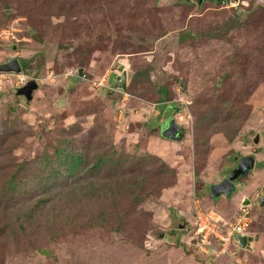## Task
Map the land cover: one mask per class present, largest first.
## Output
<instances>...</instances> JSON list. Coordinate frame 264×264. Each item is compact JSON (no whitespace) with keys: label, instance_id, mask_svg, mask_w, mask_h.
<instances>
[{"label":"rangeland","instance_id":"374dc122","mask_svg":"<svg viewBox=\"0 0 264 264\" xmlns=\"http://www.w3.org/2000/svg\"><path fill=\"white\" fill-rule=\"evenodd\" d=\"M10 58L26 64L0 71V264H264V0H0V64ZM123 69L125 92L113 88ZM31 79L27 100L17 89ZM171 114L180 139L159 132ZM63 138L90 161L112 154L119 173L97 180L112 198L100 183L103 199L58 201L56 222L27 218L35 191L11 203L4 186ZM244 156L252 169L213 199ZM193 198L227 220L248 208L246 246L192 244Z\"/></svg>","mask_w":264,"mask_h":264},{"label":"trees","instance_id":"16d2710c","mask_svg":"<svg viewBox=\"0 0 264 264\" xmlns=\"http://www.w3.org/2000/svg\"><path fill=\"white\" fill-rule=\"evenodd\" d=\"M181 36L182 40L190 36V34ZM18 61L22 69L26 61ZM158 90L162 96L167 92L164 87H159ZM62 140L66 141L64 138ZM69 141L67 140L64 146L55 147L53 153L45 158V163L40 164V169L33 171V174L26 177L28 179H19L15 176L16 173H13L4 186L3 195L11 203L18 200L24 202L25 198L29 199V193L35 191V196L25 201L26 208L24 209V214L27 218H32L38 212L42 213L41 216H45L46 218L51 217L55 214L54 207L58 201L59 204L61 203L62 208H66L72 202L77 207L79 202L85 203L89 200H98L102 195H99V184L101 182L99 181L100 183H98L97 180L101 178L104 172L106 174L109 173V167L113 169V173H119L118 166L116 165V168L113 167L118 162H115L116 160L112 158V154H99L94 160L90 161L86 158L83 153L84 151L74 148L76 143L73 139ZM104 166H106L105 171L103 170ZM23 167L24 163L20 162L15 170H21ZM103 183H101L102 186H106L112 198V186L109 179ZM49 212H51L50 215L48 214ZM234 215L231 219H233ZM52 217L56 222V215ZM234 248L242 249L241 247ZM229 251L232 255L237 254L233 247Z\"/></svg>","mask_w":264,"mask_h":264},{"label":"built area","instance_id":"2783aa9c","mask_svg":"<svg viewBox=\"0 0 264 264\" xmlns=\"http://www.w3.org/2000/svg\"><path fill=\"white\" fill-rule=\"evenodd\" d=\"M3 76V74H0ZM22 83L26 81V76L21 75ZM96 87L104 86L103 79L95 80ZM192 218L195 225L191 226L189 233L192 234L191 242L198 246L199 250L208 254H230V247H239L236 235L246 233L248 224L250 223V215L248 208L241 207L234 215L233 219L227 220L214 211H208L201 205L198 198L192 200ZM195 242V243H194ZM238 262L240 260L236 259Z\"/></svg>","mask_w":264,"mask_h":264},{"label":"water","instance_id":"95a60500","mask_svg":"<svg viewBox=\"0 0 264 264\" xmlns=\"http://www.w3.org/2000/svg\"><path fill=\"white\" fill-rule=\"evenodd\" d=\"M197 2H201L202 0H196ZM224 2H230V1H237V0H223ZM21 66L16 58H10L6 62H3L0 64V71L2 72H9L14 74L21 73ZM82 73V69L79 68L78 75ZM37 84L35 80L31 79L25 82L21 87L17 89V94L23 95L27 100H29L32 97V91L36 89ZM113 88L118 89L122 92H125L126 90V70L123 69L120 74H118L114 81H113ZM179 126L177 123H175L173 120L171 122H167L166 125H164L160 129V134L163 138L167 139H174L178 135ZM257 136L254 139V142H257ZM254 164L253 157H247L242 162H240L238 165H236L234 168H232L228 174L227 177L223 178L220 182L213 184L212 190H210V195L212 198L216 199L220 195H224L227 197H230L231 194L235 190L234 180L247 172H249ZM243 204H249L248 199H244L242 202ZM236 238L238 239V245L241 248H244L247 244V238L248 235L246 233L241 235H236Z\"/></svg>","mask_w":264,"mask_h":264},{"label":"flooded vegetation","instance_id":"af4514ba","mask_svg":"<svg viewBox=\"0 0 264 264\" xmlns=\"http://www.w3.org/2000/svg\"><path fill=\"white\" fill-rule=\"evenodd\" d=\"M202 1H203V0H202ZM202 1H201V2H202ZM210 1H213V0H210ZM221 1L223 2V0H216L215 2H221ZM195 2H197V1L195 0ZM22 96H23V95H22ZM168 117L170 118V120H169V118L167 119V117H166V119H165V120L163 119L162 123L159 124V128H158L159 130L162 128V127H161V124H165V123H167V122H169V121H172V120L174 121V119H173V117H172V114H171V116H168ZM174 122H175V121H174ZM175 123H177V122H175ZM182 130H183V129H182V126L179 125V130H178V133H177L178 136H177L176 138H174V139H180V138H182V136H183V131H182ZM246 158H247V157L244 156L243 159H242L240 162H242V161H243L244 159H246ZM240 162H239V163H240ZM232 168H233V167H232ZM229 172H230V171H229ZM229 172L224 176V178L228 176ZM238 177H239V176H238ZM238 177H237V178H238ZM237 178L234 180V184H235ZM213 184H216V183H213ZM235 186H236V185H235ZM235 189H236V187H235ZM234 192H235V190H234ZM234 192H233V193H234ZM233 193H232V194H233ZM209 194H210V190H209ZM232 194H231V195H232ZM222 195H223V194H222ZM222 195H220V196H222ZM210 196H211V195H210ZM220 196H219V197H220ZM213 199H214V198H213ZM216 199H217V198H216Z\"/></svg>","mask_w":264,"mask_h":264},{"label":"clouds","instance_id":"9594fccd","mask_svg":"<svg viewBox=\"0 0 264 264\" xmlns=\"http://www.w3.org/2000/svg\"><path fill=\"white\" fill-rule=\"evenodd\" d=\"M250 211V210H249ZM248 241V240H247Z\"/></svg>","mask_w":264,"mask_h":264}]
</instances>
